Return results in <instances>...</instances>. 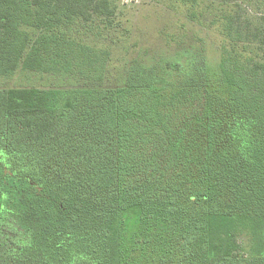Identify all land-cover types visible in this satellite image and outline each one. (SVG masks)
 I'll return each instance as SVG.
<instances>
[{"label":"trees","instance_id":"trees-1","mask_svg":"<svg viewBox=\"0 0 264 264\" xmlns=\"http://www.w3.org/2000/svg\"><path fill=\"white\" fill-rule=\"evenodd\" d=\"M116 10L0 0V80L72 87L0 88V264H264V40L225 27L220 123L201 69L135 60L101 87L110 54L72 32Z\"/></svg>","mask_w":264,"mask_h":264},{"label":"rangeland","instance_id":"rangeland-1","mask_svg":"<svg viewBox=\"0 0 264 264\" xmlns=\"http://www.w3.org/2000/svg\"><path fill=\"white\" fill-rule=\"evenodd\" d=\"M194 1L115 0L117 10L113 27L79 24L74 27L72 36L99 52L110 54L102 88L123 86L135 60L151 66L172 61L184 68L203 70V81L213 89L210 98L218 97L215 98L217 118L223 123L229 115L224 108L229 95L223 90L218 70L224 48L229 45L225 27L239 18L247 29L259 34L258 38H252L264 40V1L256 6H251L247 0ZM18 86L43 90L72 88L59 83L55 77L40 74L18 72L11 79L0 80L2 89Z\"/></svg>","mask_w":264,"mask_h":264}]
</instances>
